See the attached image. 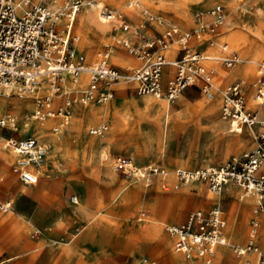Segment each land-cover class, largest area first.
Instances as JSON below:
<instances>
[{"label":"rangeland","instance_id":"rangeland-1","mask_svg":"<svg viewBox=\"0 0 264 264\" xmlns=\"http://www.w3.org/2000/svg\"><path fill=\"white\" fill-rule=\"evenodd\" d=\"M67 1L69 0H58V3L64 4ZM128 1L130 0H101L113 10L123 12L136 28H141L145 21V15L141 9L147 6L142 4V8H129ZM147 1L149 4L147 9L156 16L157 31H164L170 26L189 30L197 24L196 21L189 27L181 25L175 0H145L144 4ZM188 2L194 18L197 11H206L216 4L224 5L226 21L219 28L222 27L224 31L228 29L229 32L235 31L239 35L247 34L246 36L250 37L256 47L264 50V0H188ZM85 5L77 14L74 24L75 33L79 36L76 45L79 51L84 53L87 61L93 62L98 58V52L111 41V35L123 37L126 31L120 28L119 21H110V29L105 33V38H102V35L101 38L96 37L91 33V38L93 37L96 41L87 43L95 50V55L90 60L85 47L78 46L82 36L80 32L83 30L78 23L79 15L85 10ZM92 12L98 17V8ZM214 37L222 44L228 43L232 51L225 52L222 45H214V52L220 53L221 58L217 61H209L217 69L214 90L220 92L222 99L218 117L205 111V104L211 99L199 87L190 86L171 102L169 122L166 123L167 130L164 132L163 119V125L160 128L161 137L159 136V140H151L136 128L131 131L128 129L129 120L125 118V113L134 112L132 98L155 96L139 94L136 90V82L115 83L112 85L116 88L115 94L110 100L89 102V105L108 106L110 113L107 119L104 117L89 119L81 115L79 107L75 108L70 124L57 133V141L49 143V151L42 165L46 174H40L38 184H23L18 173L13 170L15 154L12 150L5 148V143L8 136L22 137L28 133L34 135L36 122L32 120L29 122L25 116L32 113L35 108L33 97L39 94L34 93L33 97L24 98L12 92L8 105L0 109V117L10 114L16 117L19 126L15 131L0 128V152L5 155L0 158L4 161L7 158L10 162L1 161L0 163L4 166L0 174V205L7 201H11L12 204L8 210L0 208V213L13 212L27 220L35 218L37 214H43L42 219L46 220L45 223L33 226L30 236L40 238L45 231H50L46 238H42V246L22 255V258L26 259V264H132V260L135 263L143 255L147 262L158 258L169 264L166 258L174 246L166 242V239L171 237L165 229L166 224L183 223L190 212L202 208L209 209L216 205L214 199L208 198V195L213 192L209 190L206 181L186 182L177 175V168L194 170L207 166L205 162H209V165H218L234 156L240 158L258 148V139L249 129H245L242 133L228 132V129L222 128L219 119L228 126L229 121L222 118L223 92L226 87L236 81L245 84L247 107L254 111L248 103V97L252 92L255 99L253 83L256 78L257 64L264 57L247 63L250 67L247 79L230 81L219 73L223 70L233 71L237 66L227 67L223 64V59L232 54L241 57L240 49L233 46L227 38ZM207 42L208 46L204 54H208V48L212 47L209 41ZM112 44L111 47L126 58L118 66L123 67L128 61L138 63L135 55L130 53L124 45L116 46V42ZM238 45L242 49L247 47L245 42H239ZM251 52L252 50H249V57L252 56ZM161 99L167 101L165 98ZM15 100L21 102L23 106L21 109L17 107ZM61 100L63 97L59 98V101ZM83 105L80 104V107ZM77 116L81 119L79 124ZM22 120L30 124L29 130L21 122ZM99 122L108 124V129L102 135L91 134L90 128ZM46 123H50V129H52L54 123L50 120ZM143 126L153 135L158 130L146 120L143 121ZM230 135L242 136L245 142L237 143ZM93 136L99 140L103 139V147L100 150H104L109 162L102 160V152L99 149L94 154L83 150L81 143L85 145V140ZM117 155L129 156L141 165H156L166 170L167 174L159 172L153 174L150 183L142 178L128 176L114 169L113 164ZM21 185L28 190L27 194L40 201L22 194ZM52 185V191L48 192ZM233 187L237 191L236 197L228 194L222 199L221 208L227 219L226 235L229 231L231 207L240 202L239 195L243 194L242 189ZM225 191L226 189L222 194H225ZM74 196H77V202L73 201ZM233 198L237 202L231 205L230 201ZM81 202L87 208V214L78 211L82 210ZM253 206L254 200L245 210L249 211V215L243 221L246 223L247 230L253 216ZM234 219L233 224H235ZM82 228L83 231H81ZM260 229L261 245L264 248V212ZM152 232L155 234L154 238L148 239L144 236ZM77 233L79 234L75 236ZM82 237H85L84 241H80ZM227 237L230 246L220 245L224 247L225 254L219 255V250H216L214 264H249L244 262L243 255L237 254L233 249L234 245L243 244L245 240L236 242L230 235ZM71 239L72 241L67 243ZM169 242L171 244V241ZM198 262L200 259H196L195 264Z\"/></svg>","mask_w":264,"mask_h":264},{"label":"built area","instance_id":"built-area-1","mask_svg":"<svg viewBox=\"0 0 264 264\" xmlns=\"http://www.w3.org/2000/svg\"><path fill=\"white\" fill-rule=\"evenodd\" d=\"M145 0H130L129 8L141 7ZM0 0V93L12 89L20 97H33L39 82L47 85V92L35 96L32 113L25 119L45 125L56 120L52 130L61 132L67 127L77 104L91 101L106 102L114 97L113 84L120 80L136 82L139 94H153L174 101L188 87H199L208 98L214 95L216 68L208 63L197 41L205 32L214 33L226 21L224 5L216 4L206 11H197V24L189 30L170 26L164 31L155 28L156 16L147 8L141 11L145 21L136 28L123 12H115L109 5L99 9L111 21H119L126 35H111V41L124 45L134 54L138 63L119 67L108 61L111 41L106 43L98 58L88 62L84 53L77 48L78 36L74 30L77 14L85 0H69L59 4L57 0ZM135 35V36H134ZM214 40L209 39V44ZM175 46L177 55L168 58L167 48ZM240 61L236 54L223 59V64L232 67ZM172 73L165 72L166 66ZM83 73L87 78L80 88L64 89L65 76L76 80ZM255 99L264 103V60L257 64L253 83ZM59 96V97H58ZM58 97V98H57ZM63 100L59 101V98ZM223 118L229 121L234 132L249 129L258 139V148L240 158L233 157L218 165H209L194 170L177 168V175L184 181L203 180L216 195L232 185L242 189L243 196H254L253 216L247 242L233 246L243 255L248 251L256 254V264H264V248L260 244L261 214L264 212V117L258 118L257 111L247 107V89L244 83H232L223 92ZM56 98L58 101H56ZM26 125V121H21ZM19 126L16 117H0V128L13 131ZM108 124L100 123L90 128V133L102 135ZM8 136L6 144L18 154L13 170L25 183H34L37 175L30 169L33 163L46 159L47 147L37 137L28 133L22 137ZM113 167L128 176L142 178L150 183L153 174L164 175L167 171L153 164L141 165L131 157L117 155ZM73 201L76 198L73 197ZM12 202L0 206L7 210ZM226 219L219 205L209 209H197L189 213L183 223H168L165 229L174 237V248L187 258L200 259L198 264H213L216 247L224 244ZM148 264H164L152 259Z\"/></svg>","mask_w":264,"mask_h":264},{"label":"bare ground","instance_id":"bare-ground-1","mask_svg":"<svg viewBox=\"0 0 264 264\" xmlns=\"http://www.w3.org/2000/svg\"><path fill=\"white\" fill-rule=\"evenodd\" d=\"M144 2H143V6H145V7L147 6V8H148V5H149L148 1L145 4H144ZM52 3L54 4V0H53ZM85 4H87V5H85ZM102 4H103V2H101V0H85L84 5L86 6V8L79 15L78 23L80 24V26L82 27L83 30L80 32L82 36H81V41L79 42L78 46H80V48H84L85 47L86 53H87L88 58L90 60L94 57L95 50L92 47L87 48L89 46V45H87V43L91 42V41H96V40L93 39V37L91 38V33L96 35V37H100L101 38V35H102V38H105V33L110 29V25H109L110 23L109 22L111 20H110L109 16L105 15L104 13H102L101 10L99 9V6H101ZM189 5L190 4H189L188 0H175V6H176V8L178 10L177 13H178V16L181 19L180 23H181V25L183 27H189V25H191V24H193V23H195L197 21L196 18H194L193 15H191V11H190V6ZM231 5H234V4H231ZM95 8L99 9L98 17L92 12ZM139 9H138V11H140ZM113 11L120 12L119 10H113ZM122 30H124V29H122ZM225 30L226 31H224L223 28L221 27V28L217 29L214 33L205 32L204 35L202 36V38L197 41V43L198 42H202V41H209L210 38H212L214 40V43L210 44L212 47L208 48L209 53L208 54H204L208 58V61L209 60L217 61L218 58H221L220 55H219L220 53L214 52L215 51V48L213 47L214 45H217V44H218V46L222 45L224 50H226L227 52H232L231 48H230V45L228 43L222 44L217 39H215L214 36H216V37L219 36L221 38H223V37L227 38L230 42H232L233 46H237L238 47L237 49H240L241 57H239L240 61L236 64L237 67L233 71L223 70V71H220V73H219V74L223 75L224 77H227V78H229L231 80V79H234V77L236 76L235 72L236 71H240L241 69H244L246 71V73L248 74L249 70H250V67H249V65H247V63L251 62V61H256L260 57H264V50L259 49L258 47H256L254 45V42L251 41L250 37L246 36L247 34L246 35H243V34L239 35L235 31L229 32L228 29H225ZM78 40H79V36H78ZM215 40H217V41H215ZM239 42H245L247 47L242 49L238 45ZM176 50L177 49H176L175 46H171V47L167 48L166 53H167L168 58H171V56L176 52ZM249 50H252V52H251L252 56L251 57L248 56L249 55ZM125 59L126 58L123 57L121 54H119L114 48L111 49V52L109 53V56H108V61L110 63H112V64H115V65H121L123 63V61H125ZM263 60H264V58H263ZM85 78H86V75H85V73H83L81 76H79L74 81V80L71 79V76L67 74L65 76V80H64V86H65L64 89L65 90H69V89H72V88H75V87L80 88L81 85L84 83ZM119 82H122V83H127V82L128 83H133L132 81H128V80H124V79L120 80ZM119 82H117V83H119ZM47 90L48 89H47L46 83L39 82L38 86H37L36 90L33 92V94L35 93V94H39V96H41V95H44L47 92ZM10 95H12L11 87L7 88L5 90V92L0 93V109H4L8 105V103L10 102V99H9ZM253 96H254V94H251L249 96L248 103L253 109H255V111H257L258 118H263L264 116H262V115L264 114V103H260L259 101L254 99ZM57 98H56V101L58 100ZM210 99L211 100H209L206 103L207 104L206 106H207V109H208L207 113L218 117L219 109H220V106H221V100H222L220 92L215 89L214 90V95ZM15 103H16V105H17V107L19 109H21L23 107L21 102L15 100ZM132 104L134 106V107H132V110L134 112L125 113V118L129 120L128 129L131 131V130H133V128H136V129L142 131L144 133L145 137H147L148 139H151V140L152 139H155V140L158 139L159 140V136L161 137L160 128L163 125L162 124L163 123V119H164V123H165L164 124V132H165V130H167V124L166 123L169 122L170 110H171V101H169V100L164 101L161 98L152 97L151 95H149V96L142 97V98H138V97L132 98ZM78 107H79L81 115L82 116H86L89 119H96V118L97 119H101V117H104L105 119H107V117L109 116V113H110L108 106H103V105L101 106V104L89 105V103H87V104L83 105L82 107H80V105H78ZM5 116H11V115L10 114H6ZM11 117H13V116H11ZM77 119H78L77 121H78V124H79L81 122V119H79L78 116H77ZM144 120H146L147 123L152 124L153 126H156L158 128V130H157L155 135H153L150 132H148L147 128L143 126V121ZM33 123H35V122H33ZM219 123L221 124V126L223 128L228 129V132H233L232 129H231L230 123L228 124L229 128H228L227 124H225V122L221 121L220 119H219ZM26 126H27V129L29 130L30 124L26 123ZM50 128H51L50 123L49 124L47 123V125L45 124L43 126L36 123L35 124V128H34L35 129L34 135L38 138V140L40 139L39 142L41 144H43V145H45L47 147V151H49V148H48L50 146L49 143L51 141H57L56 137L58 135L57 132L54 133L52 131V129H50ZM230 137L237 143L245 142V138L242 137V136L241 137H236V136L230 135ZM143 139H144V137H143ZM85 143H87L89 145V148H91L89 151H91L93 154L96 153V151L98 149L100 150V148L103 147L102 146L103 145L102 144L103 143V139L99 140L98 138H96L94 136L90 137L89 139H86ZM54 145H56V144H54ZM5 148L12 150L14 152V154L16 155V159H15V162H14V164H15L16 161H17V158L19 157L18 154L15 152L14 149L10 148L6 143H5ZM51 151H53V150H51ZM101 152H102V160L103 161H107L109 158L105 157L104 150L102 149ZM1 154L2 153L0 152V156H1ZM47 154H48V152H47ZM234 157L239 158L237 156H234ZM43 162L33 163V164L30 165V169L37 175V180L34 183H25L24 182L25 184H31V185L32 184L33 185L34 184H38V182L40 180V174H46L44 172V169L42 168V165H44ZM108 162H109V160H108ZM204 164L209 166V162H205ZM21 191L24 192V193H27L28 190L25 187H22ZM226 193H228V191H226ZM226 193L218 195L219 197H216L212 193V194L208 195V198H210V199L212 198V199H216L217 201H220V200H222L225 197ZM241 195L242 194L239 195L240 202L237 203V204H233L232 205L233 206L232 210L235 209V212H234V217H235V219H234L235 221L234 222H235V224H233V222H232L231 228L234 230L235 226H237L236 233H237L238 236H241V234H242L241 225H240L241 218H246L249 215V211L247 212L245 210L247 208V205L252 200H254V196L252 194H250L248 196H243V197H241ZM74 197L76 198V201H74V202H77L78 201L77 196H74ZM7 202H11V201H7ZM3 204H1V205H3ZM80 204H81L80 206H81L82 210H78V211H81V212L87 214V208L85 207V205L82 202ZM215 204L219 205L221 207L220 202H216ZM240 210H242V211H240ZM144 236L146 238L150 239L151 237L154 238L155 234H153V232H152L151 234L148 233V234H146ZM172 238L174 239V237H172ZM172 238H169V241H171V243H173V239ZM226 244H228L227 237H226V241H225L224 244H219L216 247V250H219V255H224L225 254L224 247L220 246V245H226ZM174 251L175 252L172 253V258H173L172 264H187V262L185 261V258L190 261V264H195L196 263V258L195 257L187 258L182 253L185 256V258H184L180 254V252L178 253V251H176L175 249H174ZM248 253H254V252L248 251V252L244 253L243 254V255H245V256H243V257H245L244 262H247L249 264H255V257L254 258L253 257L248 258V256H247ZM141 260L142 261H140L138 264H142L143 262L147 261L146 258H143ZM213 264H214V262H213Z\"/></svg>","mask_w":264,"mask_h":264},{"label":"crops","instance_id":"crops-1","mask_svg":"<svg viewBox=\"0 0 264 264\" xmlns=\"http://www.w3.org/2000/svg\"><path fill=\"white\" fill-rule=\"evenodd\" d=\"M198 44H201L200 48H201V50H202V52L204 54V51L206 50V48L208 46V42L207 41H202V42H198ZM202 44H205V45H202ZM87 48H89V46ZM224 51L227 52L226 50H224ZM176 55H177V50L171 56V58L175 57ZM209 61H212V60H209ZM209 61H208V63L210 64ZM128 63H135V62L128 61L127 63H125V65L128 64ZM211 65H213L215 67L214 64H211ZM235 65L233 66V68L235 67ZM233 68H232V70H233ZM216 71H217V69H216ZM165 72H166V74L167 73L168 74L169 73H172V67L166 66L165 67ZM85 75H86V78H87V74H85ZM235 75L236 76L234 77V79H231L230 81L239 80V79H247L248 78V75H247V73H246V71L244 69H241L240 71H236L235 72ZM114 90H116L115 87H114ZM251 94H252V92L250 93V95ZM146 95H148V94H146ZM155 97H157V96H155ZM157 98H160V97H157ZM248 100H249V97H248ZM116 102H118V101H116ZM78 105H80V104L75 105L74 110H75L76 107H78ZM206 105L207 104H205V111L208 112L207 111L208 109H207V106ZM262 116H264V114ZM50 122L55 124L56 123V120H50ZM100 123H104V122H99L96 125H98ZM82 145H83V143H81V146ZM82 148H83V150H86L88 152L91 149V148H89V145L87 143L85 145H83ZM1 156H4L3 153L1 154ZM15 159H16V155H15ZM1 161H4V160H2L0 158V163H1ZM4 162L10 163L7 160V158H6V160ZM14 162H15V160H14ZM14 162H13V164H14ZM3 170H4V166L0 164V174L3 172ZM99 172H101V170H99ZM23 184L24 185H31V184H25V183H23ZM21 188H22V185H21ZM234 188L235 187H233L232 185H230V186H228L226 188V191H228V193H226L225 198H226V196H228V194L231 197L233 195L236 197L237 191L234 190ZM52 189H53V185L48 189V192H51ZM22 194L29 195V194L24 193V192ZM214 195L216 197H219L216 194H214ZM29 196H31L34 200L36 199V200L40 201L38 198H35L32 195H29ZM222 201L223 200L217 201L216 199H214V203L220 202L221 206H222ZM233 202H237V200L235 198L231 199L230 204L232 205ZM254 202H255V200H254ZM232 208H233V206L231 207V212H230V225H229V231H228V234L226 235V237L230 235L233 238V240L236 241V242H243L245 240V242L243 243V244H245L247 242L249 229L247 230L246 223L243 222L245 220V218H241L240 225H241L242 236L240 237V236L237 235V233H236L237 226H235L234 230H231V225H232V222H233V219H234V212H235V209L232 210ZM39 213H42V212H39ZM37 215L38 216H36L35 218H32V219H28L27 220L24 217L20 216L19 214H15L13 212L4 211V212L0 213V264H26V259L22 258V255H24L27 251L28 252L35 251V250L38 249L39 246H42V244H43L42 243V238L43 237L46 238L50 234V231H45L40 238H34V237L30 236V232L32 231V227L33 226H36L37 224L43 225L45 223V221H46V220H43L42 219L43 214L42 215L41 214H37ZM224 217L226 219L225 214H224ZM261 224H262V215H261ZM83 228L81 229V231H83ZM79 233H77L75 236H77ZM84 238L85 237H82L80 241H84ZM169 238H172V237H169ZM169 238L166 239L167 244L170 245V246L171 245L174 246V239L172 238L173 239V243L170 244V242L168 241ZM72 239L69 242H67V243H70L72 241ZM259 241H260V244H261V229H260V240ZM243 244H241V245H243ZM226 245H227V247L230 246V244H226ZM174 249L171 250V252L169 253L168 257L166 258V260H167V262L169 264H172V260H173L172 253L175 252ZM180 254L185 258V256L182 253H180ZM215 256H216V252H215V255H214V259H215ZM247 256H248V258H251V257L254 258L255 257V264H256V254L255 253H248ZM143 258H145V255H143L142 258H139L135 263H134V260H132V264L133 263L134 264H138L140 261H142L141 259H143ZM154 259L160 260L158 258H154ZM185 261L187 262V264H190V261L187 260L186 258H185ZM146 262H143V263L141 262V263L142 264H147L148 262L147 263ZM164 264H166V263H164Z\"/></svg>","mask_w":264,"mask_h":264}]
</instances>
